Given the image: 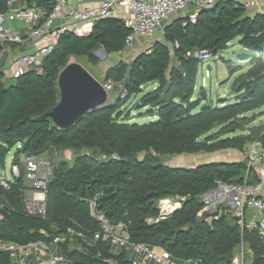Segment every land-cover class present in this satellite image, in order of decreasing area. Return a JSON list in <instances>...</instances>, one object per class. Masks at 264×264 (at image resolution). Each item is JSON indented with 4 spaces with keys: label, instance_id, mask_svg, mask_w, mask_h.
<instances>
[{
    "label": "trees",
    "instance_id": "trees-1",
    "mask_svg": "<svg viewBox=\"0 0 264 264\" xmlns=\"http://www.w3.org/2000/svg\"><path fill=\"white\" fill-rule=\"evenodd\" d=\"M14 1L0 0V13L11 9ZM22 1L47 12L53 2ZM182 21L172 19L160 40L129 63L120 61L106 71L103 82L119 85L124 97L107 101L67 130L44 117L59 102L58 75L71 57L85 58L96 66V51L106 56L124 52L130 30L122 20H99L81 37L62 34L41 63V75L29 70L14 86L5 88L0 73V170L13 148L12 165H20V154L85 152L72 165L59 161L51 167L44 217L25 211L24 194L30 188L22 170L19 178L7 181L8 189L0 186V243L52 245L62 238L53 248L68 264H129L134 255L94 240L100 231L94 212L121 226L131 242L161 249L173 260L231 264L242 246L251 253L248 264H264V239L256 232L245 229L241 233L229 214L210 221L197 216L203 209L201 196L216 189L217 182H257L244 161L192 168L160 161L161 157L242 152L254 140L264 145V121L254 125L264 116V12L248 16L240 5L221 0L200 11L195 23L183 26ZM236 38L242 48L257 55L232 81L230 90L236 101L224 105L225 100H220L219 105L210 106L203 88L195 100L200 62L187 53L206 50L216 56ZM239 70L235 68L231 75ZM146 85L153 86L152 90L145 92ZM137 97L134 106L153 122H128L126 105ZM202 103L207 106L201 109ZM170 199L178 200L180 208L161 219L157 205ZM67 229L82 237L67 234ZM10 255L0 249V264H15Z\"/></svg>",
    "mask_w": 264,
    "mask_h": 264
},
{
    "label": "built area",
    "instance_id": "built-area-1",
    "mask_svg": "<svg viewBox=\"0 0 264 264\" xmlns=\"http://www.w3.org/2000/svg\"><path fill=\"white\" fill-rule=\"evenodd\" d=\"M221 0H102L95 6H84L82 0H75L72 6L69 0H53L50 11L32 3L30 6L9 9L0 13V45L4 47L19 46L24 43H36L34 50L12 60L10 67L3 70L2 82L16 81L19 76L29 70L42 74L41 63L54 50L59 37L67 32L76 36L89 34L95 22L106 18H117L123 21L130 30L127 37V48L135 39H142L145 51L163 28L172 19L181 18L182 25L187 22L195 23L198 13L213 8ZM240 5L248 16L263 13L259 0H227ZM61 20L60 25L55 22ZM17 21L21 25L20 31L13 30L5 25L6 22ZM160 40V39H159ZM175 46L177 44L175 43ZM126 48V49H127ZM188 57L197 59L200 64H206L211 54L206 50H193L187 53ZM208 76V70L206 77ZM203 82V80H202ZM106 93L113 90L111 82L102 84ZM247 169L252 170L257 182L248 184H227L217 182V188L201 196L203 209L198 213L206 221L217 220L222 214L232 215L242 233L243 230L256 232L260 240L264 239V145L254 140L246 145L240 153ZM20 165L10 166V180L20 177L28 184L24 194V207L28 215L45 216V202L47 184L51 174L50 163L44 162L41 157L20 154ZM9 180V181H10ZM0 186L8 189L7 180L0 174ZM91 208L93 203L90 204ZM160 213V218H166L173 211ZM161 211H166L162 210ZM100 226V231L93 236L94 240L108 242L113 248L123 249L134 255L135 259L129 264H170L171 257L161 249H150L146 245L136 244L129 240L121 226L112 225L103 215L92 213ZM67 234L82 237L67 229ZM64 239L54 240L52 245L44 243L28 246L7 245L3 250L11 252L15 264H31L29 258H35V264H68L66 259L54 251L55 243ZM250 251H244L241 246L231 264H248ZM185 264H191L185 261Z\"/></svg>",
    "mask_w": 264,
    "mask_h": 264
},
{
    "label": "rangeland",
    "instance_id": "rangeland-1",
    "mask_svg": "<svg viewBox=\"0 0 264 264\" xmlns=\"http://www.w3.org/2000/svg\"><path fill=\"white\" fill-rule=\"evenodd\" d=\"M260 4L262 5V11L264 12V0H259ZM162 35L159 33L154 37V39H161ZM240 38H236L233 41H231L227 48L220 53H218L216 56H212L211 59L206 64H200L198 67V74L196 77V87H195V100L197 98V95L201 88L205 90L207 102L210 103L213 102V105H219L218 102L220 100H225L224 105L233 104L235 100V96L231 93L230 87L232 84V81L241 73L245 72L249 66V61L246 62H240L238 60V56L241 54H251L252 52L242 48V46L239 44ZM133 44V43H132ZM142 51V50H140ZM97 52V51H96ZM95 52V53H96ZM136 54V53H134ZM133 53H128V51H125L120 54H114L110 56H99L97 57L99 59V63L96 66H93L87 62L85 58H70V62H77L79 65H81L97 82H99L101 85L104 84V77L106 71H108L110 68H112L114 65H116L120 61H124L126 63H129L133 56ZM138 54V53H137ZM210 67V71H208V76L206 77L207 67ZM230 68H237L240 69L239 72L234 73L231 75V69ZM203 80V82H202ZM151 85H146L144 87V91L148 92L152 90ZM111 95V96H110ZM108 102L111 100L113 101L115 98H123V92L120 89V86H116L113 88V90L109 93ZM138 97L135 99H131L129 103H127L126 108L129 109L127 111L126 115L128 118V122L135 123V124H148L150 122H153L154 119H150L146 116L144 110H139L137 107H135V103L137 101ZM204 103H202L203 105ZM223 105V106H224ZM221 107V106H219ZM125 115V118H126ZM246 147V146H245ZM233 151V150H231ZM230 150L226 151H219L213 154H205L200 153L196 155H181V156H175V157H161L160 161L164 163L165 165H169L172 167H182V168H192L197 165H201L204 163L209 162H221V160H228V161H242L241 152H231ZM16 148H13L9 155L7 156L4 168L0 170V174L3 176V178L7 181L10 180V166H11V157L15 154ZM85 154V152H81L79 154H76L71 151H48L44 155L41 156V159H43L44 162L50 163V168L55 165L59 161L67 162L69 165H72L78 155ZM169 200V199H168ZM171 200V199H170ZM173 209L180 208V203L178 200H171V202H159L157 205V208L160 213H165L168 211H161L164 210L165 206H174ZM170 212V211H169ZM172 214V213H171ZM200 219H203L202 217H199ZM7 246V244L0 243V249H4ZM116 250V249H115ZM250 259V258H249ZM173 259L170 261V264H173ZM182 264H185V262H182Z\"/></svg>",
    "mask_w": 264,
    "mask_h": 264
},
{
    "label": "water",
    "instance_id": "water-1",
    "mask_svg": "<svg viewBox=\"0 0 264 264\" xmlns=\"http://www.w3.org/2000/svg\"><path fill=\"white\" fill-rule=\"evenodd\" d=\"M94 55L96 57H103L104 52L98 50ZM256 56L254 53L241 54L237 58L240 62H246ZM230 69L231 73H233L234 69ZM207 70L210 71L209 66ZM15 84L16 81H8L5 83V88H10ZM58 87L60 93L59 102L44 117L49 118L55 127L62 130L72 127L87 113L105 106L109 98L102 85L77 62H69L60 71L58 75ZM209 105L213 106V102L211 101ZM205 106H207L206 103L201 105V109Z\"/></svg>",
    "mask_w": 264,
    "mask_h": 264
},
{
    "label": "crops",
    "instance_id": "crops-1",
    "mask_svg": "<svg viewBox=\"0 0 264 264\" xmlns=\"http://www.w3.org/2000/svg\"><path fill=\"white\" fill-rule=\"evenodd\" d=\"M102 0H82V4L84 6H95L97 5L98 3H100ZM70 4L72 6H75V0H69ZM22 7H26V4L24 1L22 0H15L13 3H12V6H11V9H18V8H22ZM62 23L61 20H57L55 22V26L56 25H60ZM6 26L8 27H11L13 30H16V31H20L21 29V25L19 22L17 21H14V22H6L5 23ZM159 40V39H158ZM143 40L142 39H135V41L133 42V44L128 47L125 51H128V53H136L134 54L133 58L134 59L140 52L141 49L144 48V45H143ZM37 46L36 43H30V42H27V43H24L22 45H19V46H12V47H4L3 48V52L0 54V73L5 70L7 67H10L11 65V61L16 59V57L18 56H21V55H26V54H29L31 53L34 48ZM124 51V52H125ZM123 53V52H122ZM138 53V54H137ZM120 54V53H119ZM211 70V69H210ZM153 88V87H152ZM110 93V92H109ZM109 93H107L109 95ZM111 96V95H110ZM262 121H264V116L261 117L260 119H258L254 125H258L260 124ZM231 151V150H230ZM231 152H236V151H231ZM222 163H229V162H234V161H228V160H221ZM116 248H114L115 250ZM52 250L54 251V248L52 247ZM117 250V249H116ZM159 250V249H157ZM135 259V257L133 258ZM172 260V259H171ZM174 263L173 264H182V261H179V260H173ZM29 262L31 264H35V258L33 256H31L29 258ZM193 264V263H191Z\"/></svg>",
    "mask_w": 264,
    "mask_h": 264
},
{
    "label": "bare ground",
    "instance_id": "bare-ground-1",
    "mask_svg": "<svg viewBox=\"0 0 264 264\" xmlns=\"http://www.w3.org/2000/svg\"><path fill=\"white\" fill-rule=\"evenodd\" d=\"M166 200H168V199H166ZM173 207H175V205L174 206H165L164 210L170 211V209H172Z\"/></svg>",
    "mask_w": 264,
    "mask_h": 264
}]
</instances>
